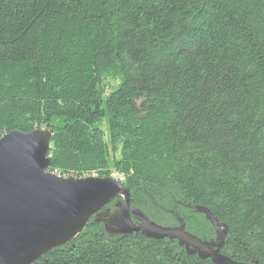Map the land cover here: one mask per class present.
<instances>
[{
    "label": "trees",
    "instance_id": "trees-1",
    "mask_svg": "<svg viewBox=\"0 0 264 264\" xmlns=\"http://www.w3.org/2000/svg\"><path fill=\"white\" fill-rule=\"evenodd\" d=\"M38 129L51 173H115L151 221L214 241L206 208L223 255L264 264V0H0V138ZM35 264L212 263L91 218Z\"/></svg>",
    "mask_w": 264,
    "mask_h": 264
},
{
    "label": "water",
    "instance_id": "water-1",
    "mask_svg": "<svg viewBox=\"0 0 264 264\" xmlns=\"http://www.w3.org/2000/svg\"><path fill=\"white\" fill-rule=\"evenodd\" d=\"M52 133L12 131L0 138V264H35L73 242L91 218L109 236L140 234L152 241H176L187 255L212 264H244L221 253L228 227L197 207L215 231L214 241L189 233L183 221L166 227L131 207L122 180L61 177L49 171ZM117 198L113 212L102 210Z\"/></svg>",
    "mask_w": 264,
    "mask_h": 264
},
{
    "label": "rangeland",
    "instance_id": "rangeland-1",
    "mask_svg": "<svg viewBox=\"0 0 264 264\" xmlns=\"http://www.w3.org/2000/svg\"><path fill=\"white\" fill-rule=\"evenodd\" d=\"M104 85H105V88H106V96L110 93V91L113 89V88H115L116 87V85H117V82L114 80V79H112V78H106L105 80H104ZM105 124H106V122H105ZM105 131H106V135H107V128H105ZM105 140L106 141H108V139L107 138H105ZM55 175H57V176H61V177H67V176H64V175H61L60 173H58V172H53ZM111 177L112 178H114V179H118V180H122V178H120L117 174H115V173H113L112 175H111ZM123 181V180H122ZM117 199H119V198H117ZM132 207V206H131ZM134 208V207H133Z\"/></svg>",
    "mask_w": 264,
    "mask_h": 264
}]
</instances>
